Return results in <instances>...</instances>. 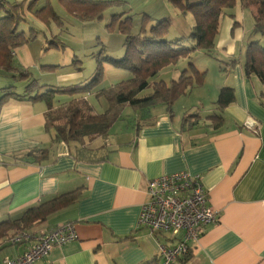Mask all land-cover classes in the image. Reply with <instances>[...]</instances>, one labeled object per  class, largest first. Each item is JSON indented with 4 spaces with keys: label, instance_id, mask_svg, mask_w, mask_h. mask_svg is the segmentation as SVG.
I'll use <instances>...</instances> for the list:
<instances>
[{
    "label": "crops",
    "instance_id": "crops-1",
    "mask_svg": "<svg viewBox=\"0 0 264 264\" xmlns=\"http://www.w3.org/2000/svg\"><path fill=\"white\" fill-rule=\"evenodd\" d=\"M234 23L227 19L226 30ZM237 31L239 40L242 31ZM243 62L230 72L223 69L212 95L192 89L181 96L173 115L166 105L127 107L107 137L83 144L54 140L46 101L7 97L0 107V222L81 189L75 203L30 230L47 232L71 222L78 239L55 247L36 264H144L154 258L161 264L164 236L138 225L148 184L188 171L202 176L218 221L190 241L188 255L174 264H264V84L246 75ZM224 86L234 88L236 99L220 110L216 102ZM192 94L196 101L188 108ZM190 110L198 117L183 124ZM214 113L222 114V124L209 118ZM43 148L49 150L45 160L27 161L28 152ZM10 236L0 242V264L32 244L14 245Z\"/></svg>",
    "mask_w": 264,
    "mask_h": 264
},
{
    "label": "trees",
    "instance_id": "trees-1",
    "mask_svg": "<svg viewBox=\"0 0 264 264\" xmlns=\"http://www.w3.org/2000/svg\"><path fill=\"white\" fill-rule=\"evenodd\" d=\"M178 6L183 13L192 12L196 24L192 31L184 37L169 40L166 37L169 19L158 20L149 29H143L138 35L127 34L124 48V57L118 61L129 69L132 77L121 81L112 88L100 89L96 96L105 97L108 102V109L103 112L95 111V108L88 102L85 96L73 98L67 102V113L64 123H57L49 118L50 127L55 129L54 140L77 142L83 144L86 139L107 137L110 129L119 120L124 110L131 107L136 110H148L158 105H166L168 112L173 115V106L176 100L193 83H201L206 71L199 72L192 63L191 68L195 70L197 77L187 75L184 70L179 79L171 80L168 84L165 80L152 81L162 69L175 65L182 57L190 55L196 50H203L206 54H211L215 47L216 38L220 32V19L224 11L233 8L237 0H169ZM243 7L256 9L254 13L255 23L246 36V50L244 57V71L247 76L256 75L264 84V0H240ZM38 0L30 1H10L0 0V69L5 72H15L18 70L16 61V50L36 37V30L32 29V36L26 37L21 24L27 20V13L34 12ZM65 5L71 12L83 19H100L106 0H64ZM35 18L43 22L50 21L57 15L47 2L43 7L36 9L33 13ZM40 22V21H38ZM191 42L190 44H187ZM54 43V41H52ZM105 59L112 60L111 57ZM239 60L232 58L230 67L235 66ZM21 77H27L30 82L24 94H18L7 89L0 99V107L3 101L9 96L27 97L33 101L44 100L49 108H53V98L57 93L83 94L92 92L99 84L102 77V68L96 70L91 82L83 86L71 88H51L40 92L45 85H38L36 79H32L29 73L20 72ZM154 87L152 93L141 95L150 86ZM11 86L10 88H12ZM9 90V91H8ZM236 99L235 90L231 86L221 88L217 106L223 110ZM198 115L187 113L184 116L183 124ZM212 120L223 123V116L220 113L210 115ZM49 150L47 148L32 150L27 153V161L40 162L47 158ZM81 189L60 194L52 199L42 201L36 206L28 207L18 218H8L0 222V242L8 236L10 232L31 230L39 223L45 222L51 215L59 210L72 205L81 197ZM188 253L185 255L187 256ZM144 264H159V258H154Z\"/></svg>",
    "mask_w": 264,
    "mask_h": 264
},
{
    "label": "rangeland",
    "instance_id": "rangeland-1",
    "mask_svg": "<svg viewBox=\"0 0 264 264\" xmlns=\"http://www.w3.org/2000/svg\"><path fill=\"white\" fill-rule=\"evenodd\" d=\"M106 1L100 19H83L70 11L64 0H38L34 12L49 2L57 17L56 19L51 17L50 21L45 20L46 22L38 19L40 21L38 22L34 12L27 13V20L21 24V28L26 37L32 36L31 28H34L37 34L35 38L16 50L18 70L9 73L0 69V98L7 89L18 94L26 92L30 79L21 77V71L29 73L32 79H36L38 85H45L40 89V92H44L51 88L83 86L91 82L100 65L101 81L93 91L83 94L57 93L53 98L55 107L51 109L49 118L57 123H64L67 113L66 103L81 95L86 97L95 111L103 113L109 105L105 97L96 96L97 92L100 89L112 88L132 77L131 71L118 62L124 57V42L128 33L138 35L144 32V28L147 30L158 20L166 18L170 20L166 37L174 40L187 36L196 24L191 11L183 13L169 0ZM255 12L256 9H247L240 0H237L236 5L225 10L221 16L220 32L210 55L201 49L196 50L182 57L175 65L162 69L151 80H165L170 84L171 80L179 79L184 70L188 71L187 75L197 77L195 70L191 68L190 63H192L199 72L206 71V76L201 83H193L184 96H189L192 89L195 90V94L201 91L199 93L207 92L212 95L218 81L223 80L221 78L223 69L227 68L230 72V60L234 58L244 61L247 44L245 38L255 23ZM229 18L234 19L235 23L231 29L226 30V21ZM236 29L242 31L239 33V40ZM232 38L236 41L234 44L231 43ZM261 39L264 44V37ZM229 50H233L235 54L233 57H228ZM105 57H111L112 60ZM11 86L13 87L10 88ZM153 90L152 85L141 95H148ZM194 100L196 101V96L192 94L187 103L188 108L194 106ZM132 111L128 108L127 113ZM194 112L190 110V113L194 114ZM12 233L10 232L8 236L13 235Z\"/></svg>",
    "mask_w": 264,
    "mask_h": 264
},
{
    "label": "built area",
    "instance_id": "built-area-1",
    "mask_svg": "<svg viewBox=\"0 0 264 264\" xmlns=\"http://www.w3.org/2000/svg\"><path fill=\"white\" fill-rule=\"evenodd\" d=\"M247 125L256 129V122ZM138 225L153 235H162L161 264H174L189 251V242L198 240L209 224L218 221V212L209 204L202 176L188 171L175 172L151 179L147 188ZM78 239L75 225L64 223L47 232L19 231L10 236L14 244L31 242L20 256L7 257L4 264H36L58 246Z\"/></svg>",
    "mask_w": 264,
    "mask_h": 264
}]
</instances>
